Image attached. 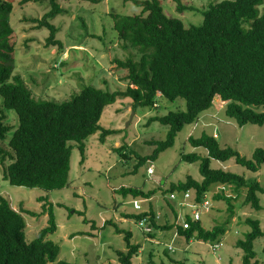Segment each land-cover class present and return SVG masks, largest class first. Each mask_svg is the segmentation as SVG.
<instances>
[{
  "label": "rangeland",
  "instance_id": "rangeland-1",
  "mask_svg": "<svg viewBox=\"0 0 264 264\" xmlns=\"http://www.w3.org/2000/svg\"><path fill=\"white\" fill-rule=\"evenodd\" d=\"M12 1L14 74L23 77L35 97L63 101L80 92L86 84L112 91L127 88L124 79L127 71L118 66L116 59H138L139 54L119 38L111 13H139L141 7L127 0H59L63 11L50 20L56 27L50 40L51 29L40 25L49 3ZM181 1L188 6L183 12L177 10L176 0H162L168 13L183 19L189 26L201 24L202 10L221 0ZM54 40L61 41L63 46L53 43ZM2 105L0 96V115L5 113V121L15 129L19 124L17 114L13 110L4 111ZM214 105L213 113L178 133L173 147L161 152L156 160H148L137 167V153L151 154L156 146L150 141L164 140L169 130L168 125L151 121V117L185 110L186 100H170L159 93L154 108H140L130 120L132 99L120 97L105 108L100 120L103 127L117 131L108 135L105 142L101 141L100 132L89 136L85 141L84 160L76 144L68 186L44 191L12 185L5 179L4 164L0 162V193L14 208L23 207L36 213H24L28 241L49 224L52 205L58 230L49 235V239L60 244L59 259L76 264H122L117 251H128L126 234L117 233L115 224L130 230L131 243L141 245L133 264H243L244 251L237 246V240L245 238L251 229L245 222L247 217L260 219L264 229V193L259 192L262 209L256 210L245 203L247 188L237 194L231 186L216 185L205 194L204 204L197 201L194 189L188 193L168 191L171 183L185 180L189 175L202 180L199 162L182 159L183 153H207L205 148L191 144V135L213 134L221 145L232 146L247 158L252 157L256 148H264V125L247 123L241 126L226 115L227 101L220 96L215 97ZM212 167L257 178L264 187V164L258 172H253L234 158L228 161L213 159ZM122 186L146 192L155 189L156 192L150 197H134L120 193L118 189ZM221 193L235 197L233 213L226 199L217 198ZM151 209L162 226L167 222L181 225L187 214L197 212L205 228L213 229L227 223V231L215 243L198 239L187 242L175 225L171 229L156 228L151 226V221L141 223L126 216ZM255 249L256 259L264 264V236L255 240Z\"/></svg>",
  "mask_w": 264,
  "mask_h": 264
},
{
  "label": "trees",
  "instance_id": "trees-1",
  "mask_svg": "<svg viewBox=\"0 0 264 264\" xmlns=\"http://www.w3.org/2000/svg\"><path fill=\"white\" fill-rule=\"evenodd\" d=\"M31 0H23L28 2ZM48 2L49 10L40 25L51 29L50 40L56 27L50 22L63 11L59 0H34ZM142 8L139 13L122 14L112 12L114 29L126 47L137 49L138 59L117 58L120 68L125 69L127 81L125 90H108L93 84H86L70 98H37L26 85L23 77L14 74L15 57L13 40L14 27L11 24L12 0H0V96L2 109L13 110L19 119L14 127L0 115V162L4 164V177L12 185L41 188L44 191L63 189L69 185L71 156L74 147L80 149L82 160L86 158V143L89 136L100 132L102 142L117 129L105 128L100 124L107 106L120 97H130L132 108H154L158 94L176 100H186L185 110H172L165 115H155L151 121L169 126L164 140H152L154 151L142 156L137 153L139 163L156 160L159 154L173 147L178 133L185 126L197 123L202 117L215 110L214 100L220 96L227 101L226 115L241 126L247 123L264 125V0H221L211 3L202 10L201 24L187 26L183 19L167 12L162 0H127ZM177 1V10L185 11L188 6ZM63 46L61 41H52ZM189 141L194 147H203L201 152L183 153L182 159L199 162L202 180L189 175L185 180L171 183L169 192H197V201L214 186H231L240 194L247 188L245 203L256 210L262 209L259 192L264 187L257 178L212 167L213 159L228 161L232 158L238 164L258 172L264 164V148L255 149L251 158L243 156L232 146H223L215 135L204 132L201 136L191 135ZM124 195L150 197L156 190L122 186L118 189ZM230 204L234 212L235 197L224 193L217 195ZM237 196V195H236ZM49 224L43 227L31 241L27 240V221L23 207L16 209L10 200L0 193V264H76L59 259L61 246L49 239L58 230L52 205ZM136 220L151 221V226L168 228L177 226L179 234L188 240L199 239L218 242L227 231V223L207 229L199 219L186 215L189 227L184 225H159L153 209L141 213L127 214ZM86 220V219H85ZM251 227L245 238L237 240V246L244 251L243 264H259L256 259L255 240L264 236L260 219L247 217ZM117 233H125L128 251L118 250L122 264H133L141 245L131 243L132 232L115 224ZM153 235V234H152ZM255 259V260H254ZM181 264H186L181 262Z\"/></svg>",
  "mask_w": 264,
  "mask_h": 264
},
{
  "label": "built area",
  "instance_id": "built-area-1",
  "mask_svg": "<svg viewBox=\"0 0 264 264\" xmlns=\"http://www.w3.org/2000/svg\"><path fill=\"white\" fill-rule=\"evenodd\" d=\"M189 191H187V192H185V193H188ZM138 203V202H137ZM202 204H204V201L202 202ZM196 215H197V217H196ZM193 217H194V219H199V217H198V213L196 212L194 215H192ZM142 222H148L147 220H142L141 221V223ZM180 224H182V225H184V227H189L190 226V224L187 222V219L185 218V222L184 223H181L180 222ZM177 227V226H176Z\"/></svg>",
  "mask_w": 264,
  "mask_h": 264
},
{
  "label": "water",
  "instance_id": "water-1",
  "mask_svg": "<svg viewBox=\"0 0 264 264\" xmlns=\"http://www.w3.org/2000/svg\"><path fill=\"white\" fill-rule=\"evenodd\" d=\"M134 114H135V110L132 111V114H131L130 120H132ZM129 122H130V121H129Z\"/></svg>",
  "mask_w": 264,
  "mask_h": 264
},
{
  "label": "crops",
  "instance_id": "crops-1",
  "mask_svg": "<svg viewBox=\"0 0 264 264\" xmlns=\"http://www.w3.org/2000/svg\"><path fill=\"white\" fill-rule=\"evenodd\" d=\"M214 111H212L211 113H213ZM210 114V113H209ZM208 115V114H207ZM206 116V115H205ZM204 116V117H205ZM201 119H203V118H201ZM199 180H201V179H199ZM182 236H184V235H182ZM186 240H187V242H189L190 240H193V239H190V240H188L187 238H186ZM199 240V239H198Z\"/></svg>",
  "mask_w": 264,
  "mask_h": 264
}]
</instances>
